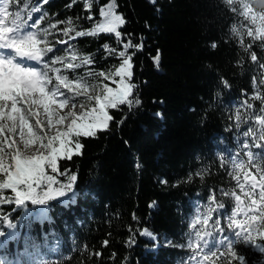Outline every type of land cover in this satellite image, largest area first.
<instances>
[{
  "label": "snow or ice",
  "instance_id": "obj_1",
  "mask_svg": "<svg viewBox=\"0 0 264 264\" xmlns=\"http://www.w3.org/2000/svg\"><path fill=\"white\" fill-rule=\"evenodd\" d=\"M77 2L72 0L67 7ZM150 2L155 4L156 0ZM48 3L0 0V264H70V256L47 258L49 252H58L59 248H47L38 242L33 224L54 228L56 218L51 213L57 207L73 213L80 201L95 198L87 187L77 186V172L63 162H74V157L82 156L81 138H97L99 133L111 131L112 122L121 127L128 115L142 106L133 69L134 57L144 51L146 38L141 35L134 40L132 33L123 31L128 20L118 11V0H107L103 5L98 0H83L86 15L64 20L45 9ZM222 4L225 11L240 18L229 26L225 42L234 40L252 64L264 70V62L254 50L257 42L264 49V14L257 23L244 0H222ZM94 7H98L99 20ZM81 19L91 22L92 27L82 28ZM101 34L114 36L119 46H102L105 58H118L114 69L96 71L92 67L96 64L94 56L82 54L75 43L79 38ZM218 46L217 41L210 42L212 50ZM152 60L159 70V50ZM235 63L243 67L244 57ZM219 79L224 89L231 88L226 78ZM252 84L253 94L247 96L245 90L243 104L235 106L234 124L226 129L235 131L237 148L219 155L220 169L235 181V186L210 189L207 203L197 202L188 221L186 242L162 239L147 227L129 226L126 247H135L138 235L145 239L146 253L161 247L186 251L179 264H250L245 250L264 254V92L260 91L264 71L261 78L252 77ZM220 95L218 90L216 96ZM250 100L260 102L258 110ZM241 107L250 111L241 112ZM124 108L127 112L115 121L110 110ZM156 115L162 118L161 113ZM253 120L255 127L242 130V125H251ZM205 174L207 169L195 175L203 180ZM192 179L190 174L187 180ZM158 183L167 186L168 180L160 178ZM225 199L234 202L231 214L224 211ZM157 207L156 201L150 202V214ZM241 215L243 219H238ZM132 219L139 224L135 212ZM108 244L106 239L102 247ZM73 245L72 251L87 253L88 259L98 260L103 255L101 251H89L87 244L80 247L73 240ZM116 255L113 252L110 259ZM127 260L123 258L122 264Z\"/></svg>",
  "mask_w": 264,
  "mask_h": 264
},
{
  "label": "trees",
  "instance_id": "obj_2",
  "mask_svg": "<svg viewBox=\"0 0 264 264\" xmlns=\"http://www.w3.org/2000/svg\"><path fill=\"white\" fill-rule=\"evenodd\" d=\"M106 2L98 0L100 5ZM244 2L259 23L264 0ZM70 3L72 0H49L45 9L60 20L86 15L83 0L68 8ZM118 5V11L128 20L123 31L132 33L134 40L141 35L146 38L144 51L134 57L133 69L142 106L128 115L121 127L112 122L111 131L99 133L97 138H81L82 156L74 157V162H63L77 172V186L87 187L95 198L80 201L73 213L57 207L51 213L56 218L55 227L34 223L32 232L47 248L58 246L59 251L49 252L48 259L70 256V264H122L125 257L127 264H179L186 251L161 247L146 253L145 239L138 235L137 245L126 247L129 226L147 227L162 239L184 243L197 202L206 204L210 189L235 186V181L220 169L219 155L235 152L236 133L226 129L234 124L235 106L243 104L246 94H253L252 77L261 78L264 70L253 65L234 40L225 42L229 26L240 18L225 11L222 0H156L155 4L150 0H118ZM93 12L97 20L101 19L98 7ZM79 24L85 29L92 27L83 19ZM213 40L219 45L215 50L210 47ZM75 43L82 54L94 56L96 64L92 67L96 71L118 66V58H105L102 47L105 43L119 47L114 36L83 37ZM157 50L159 70L152 60ZM254 50L264 62L259 42ZM241 57L245 64L238 67L235 62ZM220 77L230 82V89L223 88ZM260 91L264 92V85ZM249 102L259 109V101ZM240 111L250 110L241 107ZM126 112V108L110 110L115 121ZM248 126L255 127V121L242 125V130ZM203 169L207 174L201 180L195 174ZM190 174L193 179L188 182ZM160 178H166L168 185L158 183ZM152 201L158 207L150 214L148 205ZM225 203L224 211L231 214L234 202L225 199ZM61 212L63 215L58 216ZM134 212L139 224L132 219ZM106 239L109 244L103 248ZM73 240L80 247L89 245V251H101L102 257L88 259L87 253L72 251ZM245 251L250 264H264V254ZM113 252L117 255L110 259Z\"/></svg>",
  "mask_w": 264,
  "mask_h": 264
},
{
  "label": "rangeland",
  "instance_id": "obj_3",
  "mask_svg": "<svg viewBox=\"0 0 264 264\" xmlns=\"http://www.w3.org/2000/svg\"><path fill=\"white\" fill-rule=\"evenodd\" d=\"M105 82H106V83H110V82H108V81H105ZM110 86H113V87H114V85H111V84H110ZM242 217H243V216L241 215V216H239V217H237V218H238V219H242Z\"/></svg>",
  "mask_w": 264,
  "mask_h": 264
}]
</instances>
